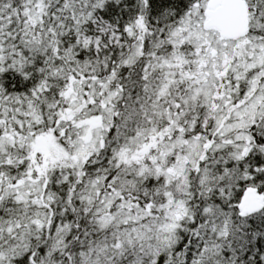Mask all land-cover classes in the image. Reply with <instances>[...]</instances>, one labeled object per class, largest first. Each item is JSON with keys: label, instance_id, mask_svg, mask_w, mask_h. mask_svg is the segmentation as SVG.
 <instances>
[{"label": "snow or ice", "instance_id": "6c2138e0", "mask_svg": "<svg viewBox=\"0 0 264 264\" xmlns=\"http://www.w3.org/2000/svg\"><path fill=\"white\" fill-rule=\"evenodd\" d=\"M0 264H264V0H0Z\"/></svg>", "mask_w": 264, "mask_h": 264}]
</instances>
